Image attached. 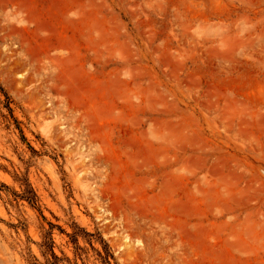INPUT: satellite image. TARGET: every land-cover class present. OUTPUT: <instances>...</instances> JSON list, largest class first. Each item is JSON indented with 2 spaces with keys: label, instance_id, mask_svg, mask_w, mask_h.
Segmentation results:
<instances>
[{
  "label": "rangeland",
  "instance_id": "rangeland-1",
  "mask_svg": "<svg viewBox=\"0 0 264 264\" xmlns=\"http://www.w3.org/2000/svg\"><path fill=\"white\" fill-rule=\"evenodd\" d=\"M49 225L69 264H101L73 225L110 264H264V0H0V264Z\"/></svg>",
  "mask_w": 264,
  "mask_h": 264
},
{
  "label": "trees",
  "instance_id": "trees-1",
  "mask_svg": "<svg viewBox=\"0 0 264 264\" xmlns=\"http://www.w3.org/2000/svg\"><path fill=\"white\" fill-rule=\"evenodd\" d=\"M16 181L21 183L22 186L25 187V190L23 191L22 195H15V197L17 199H20V200L27 202L31 207H34L36 205V196H35L32 188H31L30 184L28 183L27 178L24 177L23 179H18ZM54 228H57L58 230H60L58 227H55L53 225H49V231L43 235L42 242L37 245L38 249L40 250L41 256L43 258L42 264H62L63 262H66L67 264H69V260L66 257L63 256L62 258H59L53 252L54 243H53V240L51 238V231ZM72 230H73V233L69 236V238H70L72 244L75 246L76 251H80V249L76 246L78 237H81L85 240H87L88 238H93L94 241L96 243H98L101 247V251H97V250H94L92 248V250L94 251V253L98 257V259L100 260V263L101 264H110L109 260L110 259L112 260L113 257L110 253L108 246L103 241V239L100 237V235L88 234L83 229L79 228L76 225H73ZM60 232L62 233L61 230H60ZM29 258L32 259V261H33V263H31L32 261L30 260V262H29L30 264H38V260H36L32 255L29 254Z\"/></svg>",
  "mask_w": 264,
  "mask_h": 264
}]
</instances>
